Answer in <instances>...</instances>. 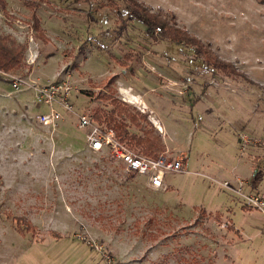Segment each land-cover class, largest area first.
Wrapping results in <instances>:
<instances>
[{
  "label": "rangeland",
  "instance_id": "1",
  "mask_svg": "<svg viewBox=\"0 0 264 264\" xmlns=\"http://www.w3.org/2000/svg\"><path fill=\"white\" fill-rule=\"evenodd\" d=\"M4 1L0 34L26 53L0 70V264H264V213L243 199L264 191V0H140L232 62L226 73L156 40L127 0ZM12 77L69 82L75 112L40 124L49 105ZM103 94L146 114L159 156L185 172L157 189L92 150L78 114L112 110Z\"/></svg>",
  "mask_w": 264,
  "mask_h": 264
},
{
  "label": "trees",
  "instance_id": "2",
  "mask_svg": "<svg viewBox=\"0 0 264 264\" xmlns=\"http://www.w3.org/2000/svg\"><path fill=\"white\" fill-rule=\"evenodd\" d=\"M127 1L132 7V16L146 25L148 34L156 40H168L192 47L195 49L197 57L208 67L224 73L228 70L235 71L232 62L221 58L211 46L206 45L187 29L180 27L174 15H172V19H169L162 12L152 10L143 1ZM0 4L4 5L5 1L0 0ZM156 27L159 28L158 33L155 32ZM25 53V45L17 43L10 36L0 34V70L8 72L22 67ZM101 98L109 101L114 108L110 111L100 110V112H96L94 117L96 123L99 122L100 124H98L104 128L113 129L117 139L122 144L134 149L143 156L158 158L164 152L165 145L162 142V137L155 132L146 114L139 111L131 112L130 104L117 100L110 94H103ZM125 115L130 123L142 130V134L131 132L130 124L124 118ZM245 209L250 208L245 206Z\"/></svg>",
  "mask_w": 264,
  "mask_h": 264
},
{
  "label": "built area",
  "instance_id": "3",
  "mask_svg": "<svg viewBox=\"0 0 264 264\" xmlns=\"http://www.w3.org/2000/svg\"><path fill=\"white\" fill-rule=\"evenodd\" d=\"M11 85L15 91L25 86L32 87L36 98L49 105L47 112H41L37 115V121L40 124L55 126L63 119L65 112H75L74 105L70 101L72 86L67 81L43 86L29 83L23 77H12ZM78 119L79 128L88 130L87 141L92 150L107 152L111 158L122 162L128 172L147 177L154 188H163L168 174L185 172L184 161L179 157L172 158L161 155L158 158H150L143 156L122 144L117 139L113 129L100 126L90 114H78ZM242 139L246 143L251 142L247 136H243ZM224 185L228 187L229 182ZM237 191L241 193L240 189ZM243 199L246 207L257 209L264 213V191L247 193L243 195Z\"/></svg>",
  "mask_w": 264,
  "mask_h": 264
},
{
  "label": "bare ground",
  "instance_id": "4",
  "mask_svg": "<svg viewBox=\"0 0 264 264\" xmlns=\"http://www.w3.org/2000/svg\"><path fill=\"white\" fill-rule=\"evenodd\" d=\"M121 94L125 97L126 100L129 102L135 104L138 103V100L136 99L135 96H132L130 92H128L126 89H121Z\"/></svg>",
  "mask_w": 264,
  "mask_h": 264
},
{
  "label": "crops",
  "instance_id": "5",
  "mask_svg": "<svg viewBox=\"0 0 264 264\" xmlns=\"http://www.w3.org/2000/svg\"><path fill=\"white\" fill-rule=\"evenodd\" d=\"M131 94V93H130ZM132 95V94H131ZM132 96H134V95H132Z\"/></svg>",
  "mask_w": 264,
  "mask_h": 264
}]
</instances>
